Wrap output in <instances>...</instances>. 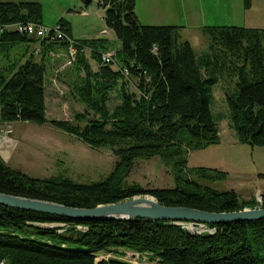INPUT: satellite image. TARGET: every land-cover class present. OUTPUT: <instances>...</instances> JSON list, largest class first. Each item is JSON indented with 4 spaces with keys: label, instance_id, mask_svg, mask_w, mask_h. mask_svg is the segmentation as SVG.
I'll return each mask as SVG.
<instances>
[{
    "label": "trees",
    "instance_id": "trees-1",
    "mask_svg": "<svg viewBox=\"0 0 264 264\" xmlns=\"http://www.w3.org/2000/svg\"><path fill=\"white\" fill-rule=\"evenodd\" d=\"M250 1L244 0V6ZM100 5L106 27L120 42L114 52L116 66L101 61V53L110 50L107 38L75 39V75L69 84L92 115L78 113L76 122L46 116V56L67 52L68 42L8 30L0 34V54L6 58L0 64V121L48 122L91 147H107L117 157L113 169L101 181L77 183L69 178L31 177L0 157V192L74 207L141 194H150L163 205L208 211L264 207V193L259 203L234 190L208 187L225 172L186 166L190 151L219 141L210 89L223 73L234 77L232 87L225 89L230 127L238 141L264 146V28L205 25L202 32L210 43L197 54L189 41L180 39L182 26L141 24L135 0H100ZM41 20L37 0H0V24H41ZM57 23L72 37L66 19ZM32 44L38 46L37 53V49L29 51ZM21 45L22 53L9 57ZM83 49H89L97 70H92ZM130 81L135 90L129 88ZM112 89H118L120 101L110 109ZM155 156L169 167L174 187L126 183L135 159ZM206 227L214 230L189 232L180 224L149 218L78 220L0 204V262L133 264L120 259L130 250L154 264H264V218ZM67 242L84 248H69ZM100 253L114 256L97 260Z\"/></svg>",
    "mask_w": 264,
    "mask_h": 264
},
{
    "label": "rangeland",
    "instance_id": "rangeland-1",
    "mask_svg": "<svg viewBox=\"0 0 264 264\" xmlns=\"http://www.w3.org/2000/svg\"><path fill=\"white\" fill-rule=\"evenodd\" d=\"M37 1L42 6V25L54 27L62 17L70 23L73 38L105 37L110 42V50L107 51L114 53L119 48V40L104 23V8L100 5V0H91L87 6L82 0ZM136 9L141 24L182 26L179 30L180 39L189 41L197 54L205 50L210 43L209 36L202 32L205 25L264 28V0H251L248 7L244 6V0H137ZM103 29L106 30L105 34H101ZM24 48L25 46L21 45L13 49L9 57L21 54ZM53 54L54 60L50 61L47 68L45 82L47 118L76 122L75 115L82 112H87L90 117L91 111L78 99L74 90H70V80L75 75L71 66L62 71L56 70L64 66L67 53L57 50ZM85 54L91 68L97 70L99 65L92 59L90 51L87 50ZM5 59V56L0 54V64ZM115 66L113 64V67ZM233 81L234 77L223 73L219 81L211 86L210 109L218 127L219 141L190 151L186 166L188 169L202 166L223 171L226 175L208 182V187L216 190H234L242 198H255L260 203L261 194L264 193V146H251L238 141L235 131L230 127L225 89H230ZM129 88L135 90L134 82H129ZM119 101L118 89H112L109 92L108 107L112 109ZM84 123L79 122L81 125ZM12 128V136L17 142L13 147L5 148L10 154L7 164L31 177H59L69 178L77 183H91L106 178L117 160L109 148L91 147L48 122L38 124L15 121ZM126 183H138L143 188L174 187L169 167L157 156L135 159L133 168L126 177ZM67 246L84 248L70 242H67ZM132 254L133 251L127 250L120 259L134 262ZM113 256V253H100L97 260ZM137 263L150 264V261L147 257L140 256Z\"/></svg>",
    "mask_w": 264,
    "mask_h": 264
},
{
    "label": "water",
    "instance_id": "water-1",
    "mask_svg": "<svg viewBox=\"0 0 264 264\" xmlns=\"http://www.w3.org/2000/svg\"><path fill=\"white\" fill-rule=\"evenodd\" d=\"M87 6L91 0H82ZM3 206L29 210L78 220H125L149 218L180 224L189 232H199L206 224L252 221L264 218V207L242 208L230 212L208 211L186 206L160 204L154 196L141 194L114 203L94 207H74L54 201L15 196L0 192ZM191 225V229L187 225Z\"/></svg>",
    "mask_w": 264,
    "mask_h": 264
},
{
    "label": "built area",
    "instance_id": "built-area-1",
    "mask_svg": "<svg viewBox=\"0 0 264 264\" xmlns=\"http://www.w3.org/2000/svg\"><path fill=\"white\" fill-rule=\"evenodd\" d=\"M8 30H15L19 33H25L39 38H49L52 40H56V39L66 40L68 42V46L66 52L67 60L65 64L72 65L76 60V56H77V47L75 45L76 38L68 36L66 32L62 29L60 24L58 23L56 24V26L51 28L44 26L40 23H34V22H28V23L17 22L13 24H0V34ZM105 33L106 30H103L101 32V34H105ZM83 50L86 52L89 49H83ZM101 61L103 64H115L116 61L114 58V53L109 51L102 52ZM124 74H127V70H124ZM12 132H13L12 122H2V124L0 125V150L9 146V144L11 143L10 135L12 134ZM78 228L81 227L78 226ZM204 228L206 229V231L209 230L210 232L214 230V228L208 229L206 225L201 229ZM132 256L133 258H135V261L134 262L132 261V263L138 264L137 260L139 261L140 254L137 252H133ZM143 257L145 256L143 255L142 258ZM0 264H3V262H0ZM150 264H154V263H150Z\"/></svg>",
    "mask_w": 264,
    "mask_h": 264
},
{
    "label": "crops",
    "instance_id": "crops-1",
    "mask_svg": "<svg viewBox=\"0 0 264 264\" xmlns=\"http://www.w3.org/2000/svg\"><path fill=\"white\" fill-rule=\"evenodd\" d=\"M136 4H137V0H135V12H136V14H137V17H139L138 16V12H137V9H136ZM83 13H84V11H83ZM139 19V18H138ZM140 21V20H139ZM167 25H176V24H167ZM247 27V26H246ZM103 30H105V29H103ZM102 30V31H103ZM101 31V32H102ZM38 48V46H29V51H35L36 49ZM62 51V50H61ZM38 52V49L35 51V53H37ZM60 52V51H59ZM54 52H50L47 56H46V66H47V68H48V66H49V64H50V61H53L54 60V54H53ZM52 66V65H51ZM71 66V70H72V65H66V64H64V66L62 67H60L59 69H56V70H60V71H62L65 67H70ZM93 70V69H92ZM46 82V81H45ZM45 104H46V102H45ZM46 116H47V109H46ZM13 123V122H12ZM10 139H11V143L9 144V146H11V147H13L14 145H15V143L17 142V140L12 136V134L10 135ZM7 148V147H6ZM3 150V151H2ZM5 150V148H3V149H1L0 150V152H2V153H0V157L6 162V163H8V160H9V156H10V154L8 153V151H4Z\"/></svg>",
    "mask_w": 264,
    "mask_h": 264
},
{
    "label": "bare ground",
    "instance_id": "bare-ground-1",
    "mask_svg": "<svg viewBox=\"0 0 264 264\" xmlns=\"http://www.w3.org/2000/svg\"><path fill=\"white\" fill-rule=\"evenodd\" d=\"M187 227H188L189 229H191V225H187ZM191 230H193V229H191ZM198 230H200V229H198Z\"/></svg>",
    "mask_w": 264,
    "mask_h": 264
}]
</instances>
